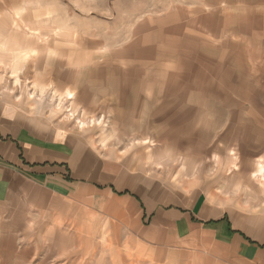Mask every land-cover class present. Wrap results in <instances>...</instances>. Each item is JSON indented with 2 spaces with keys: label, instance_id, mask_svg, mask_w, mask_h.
Segmentation results:
<instances>
[{
  "label": "rangeland",
  "instance_id": "374dc122",
  "mask_svg": "<svg viewBox=\"0 0 264 264\" xmlns=\"http://www.w3.org/2000/svg\"><path fill=\"white\" fill-rule=\"evenodd\" d=\"M0 87L264 236V0H0ZM4 215L0 264H147L118 229L51 247ZM173 264L243 263L198 237Z\"/></svg>",
  "mask_w": 264,
  "mask_h": 264
},
{
  "label": "crops",
  "instance_id": "0c3cea01",
  "mask_svg": "<svg viewBox=\"0 0 264 264\" xmlns=\"http://www.w3.org/2000/svg\"><path fill=\"white\" fill-rule=\"evenodd\" d=\"M28 105L0 87V219L14 229L39 225L51 247L73 245V230L118 229L147 264L180 261L190 240L205 237L243 264H264V236L247 231L248 219L219 192L101 154Z\"/></svg>",
  "mask_w": 264,
  "mask_h": 264
}]
</instances>
